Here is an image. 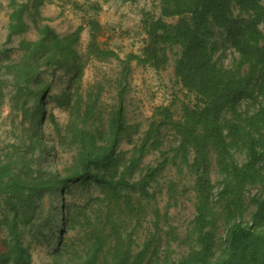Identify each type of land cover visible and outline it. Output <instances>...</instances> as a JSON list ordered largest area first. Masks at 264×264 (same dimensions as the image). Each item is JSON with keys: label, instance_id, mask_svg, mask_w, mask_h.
<instances>
[{"label": "trees", "instance_id": "trees-1", "mask_svg": "<svg viewBox=\"0 0 264 264\" xmlns=\"http://www.w3.org/2000/svg\"><path fill=\"white\" fill-rule=\"evenodd\" d=\"M158 1L160 17L144 12L140 54L124 58L101 41L95 16L62 34L40 24L49 0H11L8 42L29 30L27 14L39 36L15 47L0 43V109L11 107L0 140V264H33L34 246L48 249L49 264H264V0ZM220 47L238 54L232 67L216 58ZM172 52L175 79L195 102L179 118L158 106L126 157L120 147L132 130L124 107L132 62L162 71ZM112 61L121 67L115 104L106 100L104 82L87 88L83 82L90 62ZM245 100L254 111L240 109ZM55 108L68 111L66 124ZM164 127L176 137L170 151L163 149ZM155 151L163 160L143 166ZM169 164L193 179L167 187L170 207L180 195L195 194L185 231L168 208L163 213L151 204L161 189L157 176ZM174 243L185 246L179 258Z\"/></svg>", "mask_w": 264, "mask_h": 264}, {"label": "rangeland", "instance_id": "rangeland-1", "mask_svg": "<svg viewBox=\"0 0 264 264\" xmlns=\"http://www.w3.org/2000/svg\"><path fill=\"white\" fill-rule=\"evenodd\" d=\"M20 1V0H19ZM62 3V4H61ZM116 3L119 10L112 6ZM11 0H0V43L6 44L8 47H15L21 38L30 37V39L39 36L38 25L34 22L30 14L26 15V20L30 24L29 30L18 37H14L12 42H8V23L9 14L11 12ZM75 4L81 5L82 10L76 9ZM52 13V19L44 17L46 20L40 21V24L47 23L62 34H68L75 31L79 26L86 25L90 16H95L103 25L101 41L107 42L108 46L115 49L122 57H126L129 53L140 54L143 47V39L145 37L142 30V19L144 12H151L156 17L161 16V7L158 0H49L41 7V14L44 11ZM169 22H177V18L167 19ZM264 31V21L261 23ZM90 34L88 28L82 34V50L85 49ZM12 58H17L19 52L13 50ZM172 61L166 70L156 71L150 67L138 65L136 61L132 62L131 73L128 75L125 83L128 84L124 97V107L129 123L132 125L131 135L127 137L121 144L120 150L126 153V157L130 156L128 151L132 148L130 141H137L139 136L149 127L152 117L158 106H169L173 111L175 118L182 115L184 105H191L195 102V96L184 89L175 79L174 76V59L175 54L172 52ZM216 58L226 67H232L234 60L238 58V54L231 48L220 47L216 53ZM121 67L116 61L111 63L90 62L87 66L84 76V86L87 88L95 81L101 80L106 84V100L111 104L118 102L119 91L121 87L114 84ZM241 110L254 111L255 106L251 101L245 100L240 104ZM11 107L6 103L0 109V140L5 139L7 130L11 125ZM55 113L62 124H66L68 120V111L65 108H55ZM162 137H164L163 149L170 151L176 145V137L169 127L162 129ZM171 155V154H169ZM123 156V155H122ZM239 162L245 161L244 154H236ZM160 152H151L143 161V166H157L162 161ZM158 184L161 187L157 194V200L151 201L153 206H158L164 213L169 211V218L175 225L180 226L185 231L190 221L195 215V194L189 192L179 196L176 204L169 205L167 187L171 181H178L180 186L192 185L193 179L186 171L178 170L173 164L167 165L157 176ZM215 182L218 181L219 175L213 174ZM257 190L253 189L247 193L246 201L249 202ZM254 206L250 207L246 220L251 217ZM152 218L145 224V228L141 231L143 235L151 229ZM224 228L219 229V238L224 235ZM162 247H166L163 243ZM173 257L179 258L185 252V246H179L174 243L172 248ZM49 251L43 247H33L34 263L33 264H49L51 258Z\"/></svg>", "mask_w": 264, "mask_h": 264}, {"label": "crops", "instance_id": "crops-1", "mask_svg": "<svg viewBox=\"0 0 264 264\" xmlns=\"http://www.w3.org/2000/svg\"><path fill=\"white\" fill-rule=\"evenodd\" d=\"M61 4H62V3H61ZM112 6L116 7V8L119 10V6H118L116 3L112 4ZM48 10H49V9H47V11L42 12V16H43V17H47L48 19H52V18H54L53 15H52V13H50ZM26 37H27L28 39H30L29 36L26 35ZM37 37H38V36H36V38H37ZM36 38H34V39H36Z\"/></svg>", "mask_w": 264, "mask_h": 264}]
</instances>
